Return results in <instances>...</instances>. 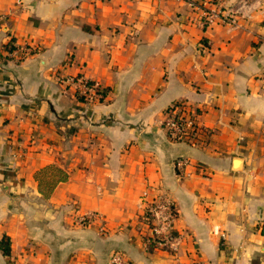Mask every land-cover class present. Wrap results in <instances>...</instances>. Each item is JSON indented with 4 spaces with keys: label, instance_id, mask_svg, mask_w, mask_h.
<instances>
[{
    "label": "crops",
    "instance_id": "obj_1",
    "mask_svg": "<svg viewBox=\"0 0 264 264\" xmlns=\"http://www.w3.org/2000/svg\"><path fill=\"white\" fill-rule=\"evenodd\" d=\"M206 1L0 0V264H264V0ZM218 9L234 21L207 22ZM68 75L104 99L80 101ZM176 103L212 132L205 144L167 138ZM48 165L67 180L43 199ZM159 195L175 252L140 222Z\"/></svg>",
    "mask_w": 264,
    "mask_h": 264
},
{
    "label": "built area",
    "instance_id": "obj_2",
    "mask_svg": "<svg viewBox=\"0 0 264 264\" xmlns=\"http://www.w3.org/2000/svg\"><path fill=\"white\" fill-rule=\"evenodd\" d=\"M190 2L191 6L202 7L206 0H194ZM216 2L224 0H213ZM264 7L262 4L259 10ZM204 16L207 22L212 23L219 20L223 23H231L234 21L232 12L223 13L219 9L217 11L204 10ZM32 52L31 46H22L15 48L14 57L23 60ZM59 84L71 87L74 96L80 101L93 104L104 99V92L97 82L86 80L81 75L76 76H59L57 78ZM198 116L195 110L184 103H176L168 107L161 121V128L165 131L167 138L172 142H183L193 145H203L207 141L206 136L212 132L198 124ZM189 160L186 158L177 159L175 167L180 173L186 166H189ZM144 210L148 214V224H145L150 237L157 240L156 245L160 248H166L171 252L177 251L179 244V236L174 229L175 208L172 200L166 195H159L151 203L143 202ZM76 221L79 225L91 222L90 216H77ZM224 239V235H220ZM11 264V263H9ZM110 264H131L122 254L114 252L110 257Z\"/></svg>",
    "mask_w": 264,
    "mask_h": 264
},
{
    "label": "trees",
    "instance_id": "obj_3",
    "mask_svg": "<svg viewBox=\"0 0 264 264\" xmlns=\"http://www.w3.org/2000/svg\"><path fill=\"white\" fill-rule=\"evenodd\" d=\"M12 49V48H10ZM35 181L37 183L38 192L41 194L43 199H48L53 192L54 188L62 182L67 180V174L55 165H48L40 170H38L34 175ZM140 222L143 224H148V214L146 211L140 217ZM261 235L264 236V222L259 227ZM157 240L153 237L149 238L150 245H155ZM0 250L4 256H9L10 246L9 239L7 236L3 235L0 239Z\"/></svg>",
    "mask_w": 264,
    "mask_h": 264
}]
</instances>
